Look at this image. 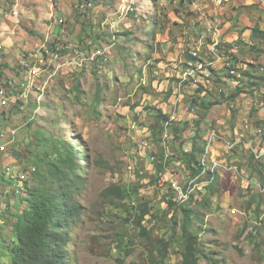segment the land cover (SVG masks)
I'll return each mask as SVG.
<instances>
[{"label":"rangeland","instance_id":"374dc122","mask_svg":"<svg viewBox=\"0 0 264 264\" xmlns=\"http://www.w3.org/2000/svg\"><path fill=\"white\" fill-rule=\"evenodd\" d=\"M191 1L93 0L94 9L82 18L73 9V1L67 0L69 13L61 17V24L57 20L52 22L43 38L26 30L25 21L20 23L13 19L14 23L19 22L18 35L9 36V45L2 43L4 51L10 55L15 52L12 59L9 56L13 63L5 62L3 52L0 72L6 69L8 74L13 75L16 71V79L22 76V64L27 62L29 53L37 48L34 44L38 43L39 46L45 38L50 41L61 36L63 40H73L79 47L91 41V46L102 45L108 52L109 62L104 73L103 68L97 69L92 62L68 74L61 69L40 100V94L30 90L26 98L22 97L24 101L18 102L23 105V110L13 104L7 109L0 107V131L18 129L14 141L16 148H9L12 144H8L0 149V203L5 201L9 206L14 205V209H20V198L12 196L11 191L6 194L8 184H13L15 180L8 183L1 173L8 166L13 168L14 176L23 174L21 163L15 161L14 156L17 152H26L35 133L47 131L53 138H60L67 144L75 142L80 148L85 187L79 197L80 217L69 230L71 264H151L148 247L134 230L133 219L137 211L133 206L139 200L147 203L150 211L156 215L143 223L148 229H153V239L160 236L169 238L174 222L180 223L181 209L179 206L170 207L165 199L172 195L171 191L150 174L148 170L151 166L143 159L139 160L135 150L141 139L147 135L153 138L152 128L158 112L169 114L171 102L176 99H173L174 96L178 98L180 94L182 97L179 100L189 103V111L194 108V116L181 114L180 121L173 123L185 130L181 147L186 145V148H190L197 128L204 131V135L211 129L231 132L245 112L250 110L247 98L254 90L264 91V81L257 80L264 71V41L258 39L250 38L253 47H243L235 54L240 72L236 78L244 88L240 107L229 108L231 101L228 98L233 93L230 92L239 81L231 84L228 70L223 69V59L215 63L214 75L218 76L217 80L197 72L196 76H201L199 83L192 84V77L186 76L182 80L185 70L177 74L178 70L171 66L172 63L179 64V59L175 60L172 55H176V50L179 56L186 55L191 59L190 53L197 52L199 60L214 61L208 48L211 36L205 37V44L202 45L199 37L190 36L189 26L194 15L190 10ZM55 28L58 31L53 33ZM185 29L188 30L187 34H184ZM83 51H90V48L86 47ZM168 57L174 61H168ZM19 60L24 61L20 63ZM181 65L186 69L189 63L184 65L183 62ZM190 68H193L192 65ZM246 69L250 77L242 74ZM167 72L169 76L165 75ZM214 75L211 73L212 77ZM171 83H174L176 94L171 89ZM199 90L206 91L199 94ZM16 93L18 95L19 92ZM203 96L206 98L201 101ZM161 103L164 104L162 109L159 108ZM180 108L184 112L185 108ZM159 134L162 137L163 132ZM75 138L79 143L73 140ZM151 138L149 151L156 152L157 160H161L159 155L162 148ZM2 145L0 141V147ZM167 147L173 153L168 163L178 161L184 165L173 159L176 151L178 155L183 151L178 143ZM231 157L237 158L241 172L259 179L258 174L252 172V165H249L248 153L240 150ZM136 177L142 180V183L138 182V194L132 197L127 194V199L122 202L124 207H113L103 200L101 194L110 184L118 183L125 188L129 184L138 185ZM210 186H215L216 196L210 197L209 205L203 204V200L209 197L206 194L208 187L203 190L206 191L204 195L195 194L198 198L192 204V211L200 220L197 224L195 220L192 228L198 234V264H206L205 256L221 261L219 264H264V195L240 178L233 179L230 175H221ZM10 217L6 212L0 215V220ZM2 220L0 223L3 224ZM2 224L0 236L7 240L12 230ZM174 237L177 240V236ZM178 244L175 241L169 250L167 264L181 263ZM6 258L9 259L7 253Z\"/></svg>","mask_w":264,"mask_h":264},{"label":"trees","instance_id":"16d2710c","mask_svg":"<svg viewBox=\"0 0 264 264\" xmlns=\"http://www.w3.org/2000/svg\"><path fill=\"white\" fill-rule=\"evenodd\" d=\"M82 29L85 31V28ZM250 38L264 41V28H260L258 24L250 28ZM3 71L2 69V73ZM2 73L0 72V78ZM242 74L245 77H250L248 71H244ZM228 77L239 81L236 90L233 93L230 92L232 94L228 100L232 101L242 92V87L236 76ZM257 80L264 81V73ZM198 92L200 94L204 90ZM205 98L206 96H203L201 101ZM194 101L195 99L192 100V102ZM167 120L168 115L166 113L158 112L157 121L152 128L154 136L153 138L148 136V141L151 138L150 140L160 144L159 137L161 136L159 133L162 132V124ZM178 127L176 124L171 126V133L174 142L178 143L179 148H182L185 130ZM203 135L204 131L197 128L191 138L190 149L181 151L179 155L176 151L173 156V159L184 163L193 176L200 172L198 160L203 152ZM73 140L79 143L77 138ZM16 146L17 143H12L9 148L13 147L14 149ZM79 151L80 148L75 142L67 144L62 139H55L47 131H43L34 134L32 142L28 143L26 152L15 153V161L21 163L22 172L26 175L21 190L27 195L26 199L19 201L18 208L20 209L17 210L14 209V205L9 206L5 201L0 203V215L3 216L4 213L8 212L9 216H12L8 219H1L3 224L1 222L0 225L7 226L12 231L7 240H3L0 236V264H71L68 250L69 230L80 217L79 197L85 187ZM153 153L157 156L156 152ZM159 156L163 160V154L161 153ZM158 164L160 165L157 166V171H162V163ZM249 165H252V172L257 173L260 182L264 184V162L254 161L253 156H250ZM32 168L34 171H29ZM4 173L5 171L1 175L3 176ZM139 188L140 186L137 184L134 186L129 184L125 188L114 183L110 184L101 195L109 205L119 208L124 207L122 202L127 199V194L130 197L134 194L137 195ZM206 194L209 197L203 200V204L208 206L210 197L216 196L215 186H208ZM24 203L25 206H23ZM168 204L170 207L175 206L172 201H169ZM192 204L193 201L191 200L187 205L179 206L182 214L181 220L180 223L174 222L169 238L160 236L156 239L152 238L153 229H148L143 224L145 220L154 219L156 215L150 211L147 203L139 200L137 204H134L133 208L137 211L133 219L134 230L145 241L151 264H167L169 250L175 245V241L179 243V248H181L180 264H198L200 257L197 251L198 234L192 228L194 221L196 220L197 224L200 223V220L199 216L192 211ZM15 210L16 212H14ZM155 222L156 220H154ZM133 224L131 225L133 226ZM175 235L177 240H175ZM6 253L9 259L6 258ZM205 261L206 264H212L213 261L214 264L221 262L211 260L208 256H205Z\"/></svg>","mask_w":264,"mask_h":264},{"label":"built area","instance_id":"2783aa9c","mask_svg":"<svg viewBox=\"0 0 264 264\" xmlns=\"http://www.w3.org/2000/svg\"><path fill=\"white\" fill-rule=\"evenodd\" d=\"M72 1L73 9L77 11L79 17L82 18L95 7L93 0ZM229 1L230 0H208L212 7H222ZM201 6L202 4L200 1H191L190 8H192V12L205 20L206 31H215L217 29L215 23L206 15L201 14ZM58 23L61 24L62 20H58ZM253 45L252 39L250 38L242 44L236 42L228 47L221 46L220 42L214 40L209 47L214 61L206 62L207 60H199L198 53L191 52L190 56L193 61L189 63V66L184 71L182 80H185V77L188 76L193 78L192 84H198L199 77L201 76L199 75V77H197V72L203 74L204 77L210 76L213 80H217L218 76L214 75V72H216L215 63L219 62L221 59L224 60L223 69L228 70V76L238 77L240 72L239 69H237V63L239 61L237 62L235 54L243 47L251 48ZM86 47L90 48V51H83ZM220 49H224L222 53L219 52L221 51ZM3 52L4 47L0 41V57ZM107 61V49L99 44L91 46V41L84 42L79 47L73 40H63L61 36L54 37V39L52 38L50 41L45 39V41L37 46L33 52L29 53L27 62H23V73L19 79L15 78L16 74L6 76L4 72L2 73V77L0 78V107L7 109V107L9 108L13 104L18 106V109L23 110V105L18 103L24 101L22 97L26 98L27 92L36 90L40 94L38 97V100H40L42 94H45L46 90L50 88L53 77L61 69H63L64 73H72L74 70L78 69V67L82 68L84 64L88 62L95 63L98 69L103 68V65L106 64ZM98 64L100 65L98 66ZM190 65H192L193 68H190ZM206 66H209V68L207 69ZM206 70H208V72L205 73ZM244 71H248V69ZM97 72L99 73V70H97ZM211 73L214 75L213 77ZM263 73L264 71L261 72V75H263ZM232 80L235 81L234 78H232ZM221 89L219 91H221ZM16 92H19L18 95ZM224 92L225 91H223V93ZM243 92L244 88L242 87V92L229 103L230 109L241 106L240 97ZM247 101L250 103V110L245 112V116L239 124L233 127L231 132L225 133L221 132L219 129L206 131L203 137V152L198 160L200 172L196 176L191 175L190 170L178 161H172V163L170 162L167 165L168 160L170 158L172 159L173 155L170 147H167V145L171 146L176 144L171 133V126L175 121H180L178 117L180 106L185 108L186 114L190 113V116L193 115L194 108H190L189 111V103L187 104L179 99L171 102L172 111L167 114L168 120L162 124L163 135L160 140V147L162 148L163 160H157L158 158L155 153L149 151L150 144L146 137L137 143L135 150L137 151L138 159L146 161L151 166V169L148 170L150 174L155 176L162 186L166 184L171 191L172 195L166 197V201H172L175 206L187 205L191 200L196 202L198 195L195 194L199 193L201 196L204 195L206 191L203 190L210 186L221 175H230L233 179L240 178L250 188L264 195V184H262L259 179L241 172L237 165V158L234 159L231 157L235 152L239 153L240 150H242V152L248 153L249 156H253L254 161L264 162V91L254 90L252 95L247 98ZM17 131L18 129L15 128H10L8 131H0V141L3 142L0 149H3L8 144L14 143ZM252 137H254V140H252ZM158 163H162V171H157L156 165ZM4 171V176L8 183L14 182L15 180L13 184L9 183L8 191L11 190L14 195L24 194L21 187L26 175L23 173L14 176L13 168L8 166L4 168ZM29 171H34V168ZM135 181L137 183H142V180L138 177H136ZM249 230L251 231L252 228H249Z\"/></svg>","mask_w":264,"mask_h":264},{"label":"crops","instance_id":"0c3cea01","mask_svg":"<svg viewBox=\"0 0 264 264\" xmlns=\"http://www.w3.org/2000/svg\"><path fill=\"white\" fill-rule=\"evenodd\" d=\"M199 1L202 4L200 8L201 14L206 15L209 19H211L215 23V26L217 27L215 31L207 32L205 28V20H203L202 17H200L196 13H193L194 14L193 16L191 15L192 19L190 21V26H189V30L191 31L190 36L195 35L199 37V40L201 42L200 45L205 44L204 38L208 37L209 35L211 36V43H213V41L216 40L220 42L222 46H227V47L230 46L231 44L233 45L236 42L242 44L247 39L250 38V28H252L256 24H258L260 28H264V0H230L222 7H212L208 2V0H199ZM67 6H68L67 0H0L1 42L6 45H9L11 42L9 36L12 37L13 35L14 36L18 35V32H16V30L19 25V22L21 23L22 21H25L27 23L26 30H28L29 32L31 31L32 33L35 34H39V36H42L43 38V35H47L46 32L50 30L51 27L49 26L51 25L52 22H55L56 20L58 21V19H61V17H63L64 14L69 13V9ZM190 10H192V8H190ZM13 19L19 22L17 24L14 23ZM55 31L57 32L58 30H56L55 28L53 29V33H55ZM187 33L188 30L185 29L184 34ZM34 45L38 46V43ZM209 47L210 45H208V48ZM13 53L10 55L6 50L4 51L5 62L7 63L12 62L11 59L13 58L12 56ZM175 53L176 55L175 54L172 55L175 60L179 59L180 65L172 63L171 66H173L175 70H178L177 74L180 75L182 71L186 70L182 68L181 63L184 62L185 65L186 63H191L192 60L188 58L186 55L179 56L177 50L175 51ZM9 56H11V59L9 58ZM168 56L171 57V55ZM169 57H168V61H174V60H169ZM19 62L21 63L22 61L19 60ZM14 65L17 66V64ZM14 65L10 67H14ZM168 70L170 71L172 69H168ZM3 72L6 76H11V74H8L9 71L6 72V69ZM12 74H16V71L13 72ZM169 74L167 72V74L165 75L169 76ZM233 82H237V81L232 80L231 84H234ZM172 84L174 83L170 84L171 89L174 90L173 93L176 94L177 92ZM165 85H168V83ZM155 87H156V82H155ZM235 90L236 88L231 92H234ZM181 97L182 96L179 94L178 98L174 96L173 99L176 98L175 100H177ZM161 106L164 107V104L161 103L159 108H161ZM181 114L185 115L186 113L185 110L184 112H181V108H180L179 116H178L179 118H181ZM187 115H190V113ZM194 115L195 114H193L192 116ZM189 149L190 148H186V145L183 146L184 151H188Z\"/></svg>","mask_w":264,"mask_h":264},{"label":"clouds","instance_id":"9594fccd","mask_svg":"<svg viewBox=\"0 0 264 264\" xmlns=\"http://www.w3.org/2000/svg\"><path fill=\"white\" fill-rule=\"evenodd\" d=\"M108 62H109V57H108V61H107V63L103 65V69H102V72H103V73H104L105 66L108 64ZM8 185H9V184H8ZM138 185H139V184H138ZM10 191H11V190H10ZM10 191L7 190L6 194H9ZM11 195L14 196V197H19L20 200H21V199H26V195H27V194L24 192V194H21V195H14V194L11 192ZM189 203H190V202H189ZM23 206H25V203L23 204Z\"/></svg>","mask_w":264,"mask_h":264},{"label":"bare ground","instance_id":"6f19581e","mask_svg":"<svg viewBox=\"0 0 264 264\" xmlns=\"http://www.w3.org/2000/svg\"><path fill=\"white\" fill-rule=\"evenodd\" d=\"M149 136V135H148ZM146 139H147V137H146ZM162 152H160V154H161Z\"/></svg>","mask_w":264,"mask_h":264}]
</instances>
